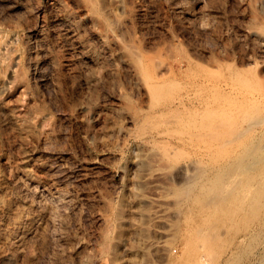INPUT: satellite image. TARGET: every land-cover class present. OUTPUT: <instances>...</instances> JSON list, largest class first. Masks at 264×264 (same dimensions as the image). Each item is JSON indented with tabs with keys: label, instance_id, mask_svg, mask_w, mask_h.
Wrapping results in <instances>:
<instances>
[{
	"label": "rangeland",
	"instance_id": "obj_1",
	"mask_svg": "<svg viewBox=\"0 0 264 264\" xmlns=\"http://www.w3.org/2000/svg\"><path fill=\"white\" fill-rule=\"evenodd\" d=\"M0 236V264H264V0H0Z\"/></svg>",
	"mask_w": 264,
	"mask_h": 264
},
{
	"label": "bare ground",
	"instance_id": "obj_2",
	"mask_svg": "<svg viewBox=\"0 0 264 264\" xmlns=\"http://www.w3.org/2000/svg\"><path fill=\"white\" fill-rule=\"evenodd\" d=\"M84 2L85 5H87L88 7L90 6L91 2H93L94 0H82ZM17 6V5H16ZM15 6V7H16ZM22 8H27L25 5H22L21 6ZM94 12H96L95 10H93ZM92 12V11H91ZM93 14V13H92ZM92 17L97 20V16L95 15H92ZM18 174L21 176V178H25L27 179L28 181H30V184H35L37 185L38 187H42L44 188V190L46 192H48L50 195L52 196H55V195H62V191L60 187L52 184H48L46 182H40V181H37L34 177H33V172L29 169H25V168H22V169H19L18 168ZM62 192V193H61ZM64 194V193H63ZM100 199V198H99ZM111 199V198H110ZM99 202V201H98ZM101 204H103L105 207L104 209L106 210V212H113L114 208L112 207V202L111 200L109 199H106V198H102L100 200ZM52 203L51 204H46L45 206H43V208L41 207V209L37 208L34 212V216L31 217V220H32V225H31V228H29L27 230V232L25 233V237H28V238H41L42 237V234L39 233V228H43L44 226L43 225H52L54 224L53 223V213L55 209H53V205ZM3 206H6V207H10V204L9 203H4ZM35 207V206H34ZM37 207V206H36ZM33 209V206L31 207ZM34 210V209H33ZM32 210V211H33ZM120 213V212H119ZM138 215L140 216H144L145 213L143 210H139L138 211ZM98 217L101 221L103 222H107L108 220V217H107V214L105 212H102V213H99L98 214ZM37 218L40 219V221L36 222ZM46 227V226H45ZM43 230V229H42ZM47 230V229H46ZM106 234V233H105ZM104 234V236H106ZM0 241L3 242L2 240V237L0 236ZM136 250H139V249H136ZM100 254L99 252L95 253V257L96 259L98 260V263L99 264H108L107 262L104 261V259L101 257L100 258ZM1 258H9L10 260H12L14 258V254L10 253L7 251V249H4V250H1L0 251V259Z\"/></svg>",
	"mask_w": 264,
	"mask_h": 264
}]
</instances>
